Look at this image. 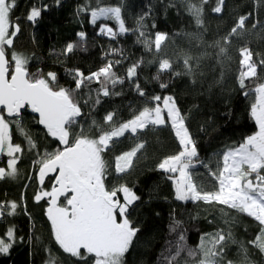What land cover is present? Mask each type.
I'll return each instance as SVG.
<instances>
[{"label": "trees", "instance_id": "trees-1", "mask_svg": "<svg viewBox=\"0 0 264 264\" xmlns=\"http://www.w3.org/2000/svg\"><path fill=\"white\" fill-rule=\"evenodd\" d=\"M191 2L199 4V0ZM216 2L208 0L204 5L203 25L198 27L187 10V0H60L59 4L56 0H16L11 19L19 24L20 32L13 45L6 49V55L11 61L13 51L23 54L28 59L30 74L43 73L46 77L48 72H54L55 88L71 90L81 113L69 127L74 135L83 132L89 138H98L99 126L110 130L132 119L144 107H154L164 97L172 96L196 146L197 156L193 158L196 164L190 168L192 179L198 187L215 191L224 153L239 147L257 130L251 104L255 101L254 89L264 83V64L261 63L264 61V0H224L220 14L211 11ZM33 6L42 9L47 6L35 23L26 19ZM83 6L89 10L79 11ZM98 6L120 7L127 31L119 34V25L111 18L102 17L92 24L90 10ZM249 14L242 34L231 38L227 56L219 57L214 43L228 35L240 15ZM102 25L112 28L117 35L113 38L100 34ZM80 32L85 33L83 41L78 35ZM157 32L167 34L159 50L154 43H145L154 41ZM69 43L78 46L65 54ZM243 47L253 54L257 76L247 78L241 88L239 74L246 70L240 64L239 49ZM185 56L193 58L191 74L184 67ZM164 59L173 67L160 72L159 62ZM109 62H113L112 70L123 82L109 84L108 96L103 95L101 84L96 80L76 89L73 70L79 69L88 76ZM133 64L139 66L136 76L129 79L127 70ZM137 83L144 96L136 90ZM161 84L167 87L162 88ZM155 96H160L161 100H153ZM109 112L114 113V118L106 123L104 118ZM8 121L12 142L21 145L23 151L17 154L16 178L6 177L0 182V202L18 204L15 215L2 217L0 236L14 226L17 238L23 237V240L18 239L8 254H0V264H48L50 257L56 264H93V258L85 262L59 247L46 215L47 198L39 202L34 199L42 189L49 191L51 182L46 178L41 185L35 161L45 152L62 149L59 141L26 111ZM26 136L35 143V148L30 147ZM164 142V146L167 145V141ZM136 145L133 134L126 131L123 136L114 138L102 154L106 164L105 187L126 185L139 197L130 207L128 217L139 231L123 264H164V257L174 247L179 233L185 237L186 249H197L201 236L218 230L231 232L237 242L225 245L223 261L241 264L244 254L240 246L243 245L250 264H264V253L249 243L260 231L253 217L216 203L177 200L169 174L152 168L151 163L132 162L127 172L117 174L115 157ZM117 197L123 200L121 193H117ZM177 221L180 224L177 232L170 231V226ZM199 259V253L189 257L187 251L177 258L178 264H198Z\"/></svg>", "mask_w": 264, "mask_h": 264}, {"label": "snow or ice", "instance_id": "snow-or-ice-1", "mask_svg": "<svg viewBox=\"0 0 264 264\" xmlns=\"http://www.w3.org/2000/svg\"><path fill=\"white\" fill-rule=\"evenodd\" d=\"M60 0H56L59 4ZM187 10L193 17L198 27L203 25L204 5L208 0H199V4L187 0ZM224 0H217L216 6L211 9L215 14L223 11ZM16 0H0V105L4 106L9 116H19L20 110L29 105L33 112L39 114V123L47 129V133L56 138L62 149L53 152H45L43 157L35 163L39 167V181L41 185L49 173H58L50 191L41 190L35 194L34 199L39 202L48 198L46 215L51 222V229L55 242L72 257L87 261L93 258V264H123V258L129 251L139 229L134 227L129 220V209L139 197L126 185H120L108 189L105 187L106 164L103 153L109 148L114 138H119L126 131L136 133L149 125L160 126L166 123L164 114L171 122L175 136L179 140L181 151L165 157L158 165V169L168 173V178L173 181L175 197L180 201H204L216 203L238 210L253 217L260 225L259 234L250 241L252 245L264 253V83H260L255 89V101L251 104V116L259 127L254 135L234 149H230L223 155V168L216 179L219 182L215 191L204 190L197 186L192 179L190 168L193 158L197 156L196 146L185 124V117L181 114L172 96L163 98V108L156 104L155 107H144L138 114L127 122L104 130L100 127L98 138H89L81 132L79 135L70 133L69 127L74 124L80 113V108L73 101L71 90L59 87L55 88L56 73L48 72L30 74L27 69L28 59L23 54L12 52L11 61L6 56V47H11L14 38L20 32L18 23L11 19ZM47 6H33L26 19L35 23L41 16L42 10ZM83 6L79 11H88ZM91 23L95 24L100 18H111L119 25V34L127 31L121 18L120 7H96L90 10ZM249 15H240L235 26L225 37L217 40L213 47L218 49L219 57L227 56V46L234 36L242 34L245 22ZM255 28L256 25H253ZM100 34L115 37L116 32L112 28L102 25ZM81 41L85 33L80 32ZM141 37L144 33L140 34ZM167 34L157 32L154 41H145L157 50L166 40ZM73 43L66 46L65 54L71 53L75 47ZM242 69L239 74L241 88L245 86V80L257 76V65L252 60V52L249 48L239 49ZM193 58L185 56L184 67L188 74L193 72L190 61ZM115 63H119L116 61ZM264 64V61L261 62ZM139 65L133 64L127 70V76L132 79L136 76ZM172 63L164 59L159 62V71L171 70ZM113 62L101 67L96 72L85 76L79 69L72 71L76 89H80L86 82L96 80L101 84L104 96L109 95L108 85H115L123 81L113 72ZM180 75V73H175ZM166 88V84L160 85ZM141 96L145 93L140 85H135ZM160 101V96L153 97ZM97 103L99 100L97 99ZM114 113L109 112L104 120L111 123ZM19 127V120L16 121ZM23 131L22 129H20ZM71 137V139H70ZM31 148L35 143L26 136ZM144 147L143 143L136 145L131 151L124 152L115 157V171L117 174L127 172L132 166V158ZM6 151L9 157L7 169L0 167V180L17 176L18 155L22 153L21 145L12 142L10 122L0 114V153ZM123 162V163H122ZM255 174V180L251 177ZM117 193H123V202L117 197ZM64 197L65 204L60 203ZM18 204L16 202H0V217L16 214ZM179 222L170 226V231L177 232ZM23 237L17 238L14 226L7 228L0 236V254H8L10 249ZM183 233L178 234L174 247L170 248L164 257V264H178L177 258L182 252L187 251L189 257L200 254L198 264H233L232 261H223L225 245L229 242L237 243L232 239L231 232L223 230L201 236L197 249L185 248ZM244 259L241 264H250L247 258V249L241 245ZM48 264H56L54 258L49 259Z\"/></svg>", "mask_w": 264, "mask_h": 264}, {"label": "rangeland", "instance_id": "rangeland-1", "mask_svg": "<svg viewBox=\"0 0 264 264\" xmlns=\"http://www.w3.org/2000/svg\"><path fill=\"white\" fill-rule=\"evenodd\" d=\"M7 58L9 59V56H7ZM159 105L163 108V99L160 101ZM164 118L166 121L164 125H160V126L149 125L148 126L149 130L145 132L148 135L141 133V136H144L143 139L145 141L146 146L142 150L143 153H142V157L140 158V160L144 161V163H147V164L151 163L152 164L151 166H157L165 157L176 154L182 150L179 144V140L175 136L174 129L171 127V122L168 120L166 112L164 114ZM256 126H257V130L251 135H254L257 131H259V127L257 124ZM138 131H141V130H138ZM136 133H132V134H136ZM165 140L167 141V145L164 146ZM171 141H173L174 143H172ZM4 154H7L6 151L4 152ZM134 160H135V157L132 158V161ZM195 164L196 162L193 160L192 166H194ZM261 175H264L263 170L261 171ZM251 178L255 180V174H253ZM216 182H217V188H218L219 182L217 179H216Z\"/></svg>", "mask_w": 264, "mask_h": 264}, {"label": "water", "instance_id": "water-1", "mask_svg": "<svg viewBox=\"0 0 264 264\" xmlns=\"http://www.w3.org/2000/svg\"><path fill=\"white\" fill-rule=\"evenodd\" d=\"M15 39V38H14ZM8 48H10V47H6V49H8ZM7 56V55H6ZM28 112L29 114H31V115H33V116H35L37 119H38V122H39V114L38 113H35V112H33L32 111V109H31V107L29 106V105H25V107H23L21 110H20V113H19V116H15V115H13V116H9L8 114H7V111H6V109L4 108V106H2V105H0V114H2V115H4V117H5V119H14V118H19L21 115H22V113L23 112ZM40 124V123H39ZM41 125V124H40ZM42 127H44L43 125H41ZM45 128V127H44ZM46 129V128H45ZM59 144H60V142H59ZM60 146L63 148V145L62 144H60ZM2 156V153H0V157ZM1 167V166H0ZM58 173H55V172H53V173H49L47 176H50V175H54V181H53V183H52V186H53V184L55 183V178H56V175H57ZM38 176H39V168H38ZM46 176V177H47ZM3 180V179H2ZM2 180H0V182L2 181ZM122 194V199H123V193H121ZM121 202H123V200L121 201ZM47 207H48V200H47ZM1 219H2V217H0V221H1Z\"/></svg>", "mask_w": 264, "mask_h": 264}, {"label": "crops", "instance_id": "crops-1", "mask_svg": "<svg viewBox=\"0 0 264 264\" xmlns=\"http://www.w3.org/2000/svg\"><path fill=\"white\" fill-rule=\"evenodd\" d=\"M147 130H149V127L145 128V129H143V130H141V131H138L136 134H133V136H134V140H135V143H136V144H141V143H143V145H144L143 148H145L146 144H145V141H144V139H143L144 136H141V133H144L145 135H148L147 133H145ZM142 139H143V140H142ZM171 142L174 143L173 141H171ZM143 148L140 149V150L137 152V154H136V156H135V160L132 161L134 164H139V165H144V164H145L144 161L140 160V158L142 157V153H143L142 150H143ZM151 167H152V168H158L157 166H151Z\"/></svg>", "mask_w": 264, "mask_h": 264}, {"label": "flooded vegetation", "instance_id": "flooded-vegetation-1", "mask_svg": "<svg viewBox=\"0 0 264 264\" xmlns=\"http://www.w3.org/2000/svg\"><path fill=\"white\" fill-rule=\"evenodd\" d=\"M6 120H11V119H6ZM8 156H7V154H4V153H2V156L0 157V166L1 167H4L5 169H7V161H8ZM46 178H50L51 179V182H50V189H49V191L51 190V188H52V183H53V181H54V175H50V176H47V177H45V179ZM44 179V180H45ZM38 180H39V176H38ZM40 182V181H39ZM47 200H48V198H47ZM60 202H63L64 204L66 203V201L64 200V197H61L60 198Z\"/></svg>", "mask_w": 264, "mask_h": 264}]
</instances>
